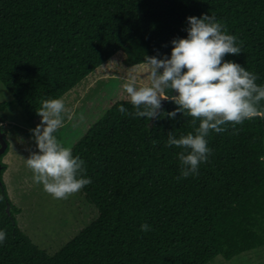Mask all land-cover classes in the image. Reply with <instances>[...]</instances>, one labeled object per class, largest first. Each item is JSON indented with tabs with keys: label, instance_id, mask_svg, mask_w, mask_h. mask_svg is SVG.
I'll list each match as a JSON object with an SVG mask.
<instances>
[{
	"label": "trees",
	"instance_id": "16d2710c",
	"mask_svg": "<svg viewBox=\"0 0 264 264\" xmlns=\"http://www.w3.org/2000/svg\"><path fill=\"white\" fill-rule=\"evenodd\" d=\"M204 14L243 42L225 60L264 85V0H0V83L33 120L42 100L61 98L118 52L132 69L145 56L170 58L171 41L187 37V18ZM121 105L133 111L129 100L116 101L71 146L85 161L92 183L81 191L97 216L47 254L19 228L21 210L2 180L9 102H0V264H207L264 246V119L237 125L238 135L230 125L210 132L207 162L178 179L182 149L167 147V134L193 131L192 118H168L178 107L168 100L154 120L121 114ZM145 223L151 230L142 232Z\"/></svg>",
	"mask_w": 264,
	"mask_h": 264
},
{
	"label": "clouds",
	"instance_id": "9594fccd",
	"mask_svg": "<svg viewBox=\"0 0 264 264\" xmlns=\"http://www.w3.org/2000/svg\"><path fill=\"white\" fill-rule=\"evenodd\" d=\"M187 23V37L171 41L170 58H158L159 53L145 56L141 67L146 76L139 80L135 75L126 78L122 87L133 111L122 105L118 108L121 114L154 120L161 114L162 101L168 100L178 106L166 113L168 118L174 119L178 113L192 118L193 131L180 138L173 132L167 134L166 146L182 149L177 154L182 167L178 179L197 174L201 163L207 162L212 152L207 139L210 132L224 133L230 125L232 134L238 135L237 125L264 119V85L256 83V74L225 60L227 55L241 54L243 42L228 34L215 15L188 17ZM169 90L175 95H168ZM36 114L41 122L32 135L38 151L24 159L25 165L33 173V182L42 185L47 194L54 199H68L92 183L86 177L85 161L79 155L73 156L72 147L65 146L56 135L76 114L63 98L42 100ZM79 119L84 120L82 112ZM260 160L264 161V156ZM140 230L151 228L145 223ZM6 235V230H0V244Z\"/></svg>",
	"mask_w": 264,
	"mask_h": 264
},
{
	"label": "rangeland",
	"instance_id": "374dc122",
	"mask_svg": "<svg viewBox=\"0 0 264 264\" xmlns=\"http://www.w3.org/2000/svg\"><path fill=\"white\" fill-rule=\"evenodd\" d=\"M100 65L61 98L76 116L65 122V127L56 133L65 146H72L79 138L118 100H129L123 90V83L129 75L146 76L143 67L132 69L123 63L124 54L116 53ZM175 95V94H174ZM9 102L1 112V124L8 152L2 162L6 170L2 175L10 201L20 208L16 215L19 228L31 241L47 254H53L79 230L97 216V210L84 200L80 190L68 199H54L33 182V173L25 165L33 151H38L32 130L40 124L41 118L30 120L12 101L10 93L0 83V102ZM84 120L79 119L80 113ZM207 264H264V246L240 253L225 260L217 255Z\"/></svg>",
	"mask_w": 264,
	"mask_h": 264
},
{
	"label": "water",
	"instance_id": "95a60500",
	"mask_svg": "<svg viewBox=\"0 0 264 264\" xmlns=\"http://www.w3.org/2000/svg\"><path fill=\"white\" fill-rule=\"evenodd\" d=\"M7 147V143L3 137V133L0 132V154H2L5 149ZM6 210L8 211V207L6 208Z\"/></svg>",
	"mask_w": 264,
	"mask_h": 264
},
{
	"label": "crops",
	"instance_id": "0c3cea01",
	"mask_svg": "<svg viewBox=\"0 0 264 264\" xmlns=\"http://www.w3.org/2000/svg\"><path fill=\"white\" fill-rule=\"evenodd\" d=\"M35 120V119H34Z\"/></svg>",
	"mask_w": 264,
	"mask_h": 264
}]
</instances>
